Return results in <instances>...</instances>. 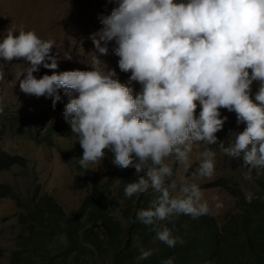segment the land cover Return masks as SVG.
Listing matches in <instances>:
<instances>
[{
    "label": "clouds",
    "instance_id": "1",
    "mask_svg": "<svg viewBox=\"0 0 264 264\" xmlns=\"http://www.w3.org/2000/svg\"><path fill=\"white\" fill-rule=\"evenodd\" d=\"M110 2L116 6L108 15L98 17L101 28L89 36L95 49L90 70L73 67L71 71L57 72L58 57L52 54L55 42L43 40L23 27L9 29L0 37V58L5 62H24L26 67L15 73V80L25 95L51 97L55 108L61 99L57 90L65 89L68 102L58 115L60 121L45 129L43 125L40 132V121L32 127L22 126L33 139L39 134L36 141L40 144L55 145L58 135L76 137L78 167L92 182L81 207L95 192L96 183L107 190L110 186L115 192L121 189L125 198H150L149 206L138 210L136 219L152 226L155 239L174 248L184 241L157 222H173L176 217L196 220L206 214L218 220L209 211L200 187L225 188L214 186L217 180L199 187L186 178L178 187L176 171L165 162L168 158L187 168L193 145L204 143L218 145L225 155L242 163L246 179L251 178L253 170H258V174L264 170V0H109L108 7ZM110 42L115 46L108 52ZM96 53L110 57V63H117L116 70L130 73L128 84L114 79L115 70L108 69ZM41 66L51 70V74L34 76ZM3 78L0 64V80ZM133 82L140 85L135 95L129 86ZM254 82L258 84L255 93ZM26 109L18 119H36ZM221 109L234 112L236 123L245 125L242 131L229 130L226 145L219 133L228 118L221 116ZM59 125L65 130L58 129L47 140L50 127ZM0 150L24 159V164L13 168L28 166L26 157ZM106 152L112 153L115 166L126 169L118 187L101 182L99 173L88 168L89 164L99 165ZM198 160L195 175L211 177L216 153L206 148ZM126 172L131 174L128 180H124ZM229 180L237 182L251 202V191L247 192L233 177ZM9 188L21 197L19 204L12 192L8 195L17 202L21 215L26 210L22 196L13 186ZM46 195L34 197L26 204L34 206ZM107 195L108 192L103 203ZM233 197L236 207L226 217L238 210V199ZM125 205L114 204L115 213L120 214ZM224 220L225 217L218 221ZM151 255V250L142 248L138 259ZM162 264H173V259Z\"/></svg>",
    "mask_w": 264,
    "mask_h": 264
},
{
    "label": "rangeland",
    "instance_id": "2",
    "mask_svg": "<svg viewBox=\"0 0 264 264\" xmlns=\"http://www.w3.org/2000/svg\"><path fill=\"white\" fill-rule=\"evenodd\" d=\"M108 3L109 0H0V37L6 35L9 29L19 30L23 27L26 31L32 30L41 39L55 42L52 54L58 57L57 72L68 69L71 71L73 67L83 68L82 71L90 70L91 53L95 52V49L89 36L101 28L98 17L101 14L108 15L116 6L110 2L108 7ZM114 46V42H110L108 52ZM96 55L108 69L115 70L114 79L118 78L122 84H128L130 73L121 72L119 68L116 70L117 63H110V57L106 58V55L99 53ZM0 64L3 65L4 71V78L0 80V149L28 159V166L21 165L11 170L0 169L1 185H12L21 194L25 206L34 197L49 194L57 198L67 213L76 212L92 189V182L86 179V174L78 167L76 159H79V143L76 137L58 135L55 145L40 144L18 119L19 113L26 107V111L31 110L36 119H41L39 132L43 125L45 129L48 125L55 124L56 120L60 121L58 115L63 113L64 105L68 102L65 89L57 90L61 99L53 108L51 97L37 98L20 91L15 73L26 67L23 61L5 62L0 58ZM44 74L50 75L51 70L41 66L34 76L39 78ZM129 86L133 88L134 95L140 89V85L135 82ZM257 87L258 84L254 82L253 93ZM64 96H67V100ZM198 112L199 108L197 115ZM221 116L228 118L219 133L220 140L225 141L226 145L229 130L242 131L245 125L236 123L234 112L221 109ZM206 148L216 153L215 172L211 177H200L195 175V170L199 163V153ZM112 158V153L106 152L99 165L89 164L88 168L99 173L101 182H110L113 187H118L126 169L115 166L111 162ZM165 162L171 164L173 171H176L175 182L178 187L182 178L200 187L203 183L230 177L241 182L247 192L254 187L252 178H245L247 171L242 167V163L225 155L218 145L194 144L187 168L174 162L172 157ZM129 168L135 173L133 167ZM200 189L203 200L209 205V211L219 221L235 209L236 199L227 190L217 187ZM217 204L221 207H216ZM26 228L28 227L21 219L15 199L0 195V250L4 252V256L0 258L1 264H13L14 252L22 247L23 235L28 234L30 230ZM63 240L66 241L65 238Z\"/></svg>",
    "mask_w": 264,
    "mask_h": 264
},
{
    "label": "trees",
    "instance_id": "3",
    "mask_svg": "<svg viewBox=\"0 0 264 264\" xmlns=\"http://www.w3.org/2000/svg\"><path fill=\"white\" fill-rule=\"evenodd\" d=\"M39 121L37 118L22 123L32 127ZM58 129L65 130L60 125L59 128L52 126L46 139L50 140ZM31 131L35 133V127ZM38 137L36 134L34 139ZM18 164H24L22 157L0 150L1 169L11 170ZM89 177L92 178L91 173ZM130 177L126 172L124 180ZM251 178L254 182L251 202L246 200L248 194L237 182L225 178L213 183L238 199V210L222 223L208 214L196 220L176 217L173 222L158 221L184 241L174 248L155 239L152 226L136 219L138 210L149 206L150 198H125L121 189L115 192L110 186L107 190L96 183L95 192L88 196L81 209L67 213L54 196L47 194L21 212L30 230L23 235L22 247L14 252L13 264H162L169 258L173 264H264V170H259V174L253 170ZM9 186L12 185L0 183V195H10ZM11 196L21 204L16 192ZM122 203L126 205L116 214L114 204ZM142 248L151 250L152 255L139 260ZM3 256L0 250V258Z\"/></svg>",
    "mask_w": 264,
    "mask_h": 264
}]
</instances>
